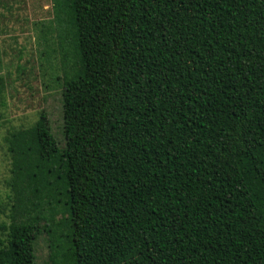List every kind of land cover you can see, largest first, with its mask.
<instances>
[{
	"label": "trees",
	"instance_id": "1",
	"mask_svg": "<svg viewBox=\"0 0 264 264\" xmlns=\"http://www.w3.org/2000/svg\"><path fill=\"white\" fill-rule=\"evenodd\" d=\"M60 2L87 131L4 137L39 201L13 198L0 264H41V235L49 264H264V0Z\"/></svg>",
	"mask_w": 264,
	"mask_h": 264
},
{
	"label": "rangeland",
	"instance_id": "2",
	"mask_svg": "<svg viewBox=\"0 0 264 264\" xmlns=\"http://www.w3.org/2000/svg\"><path fill=\"white\" fill-rule=\"evenodd\" d=\"M60 1L0 0V219L3 221L7 220L12 200L15 202L18 194L27 196L29 215L37 212L35 202L39 201L26 188L14 191L13 197L8 186L11 163L5 138L9 132L33 128L41 112L46 114L47 124L60 145L64 138L87 131L86 97L82 80L76 78L71 18ZM42 199L43 214L49 216L46 208L52 207L60 215L61 206L53 197L47 194ZM15 214L16 220L22 218L20 212ZM49 252L46 236L41 235L36 242L37 261L49 264Z\"/></svg>",
	"mask_w": 264,
	"mask_h": 264
}]
</instances>
